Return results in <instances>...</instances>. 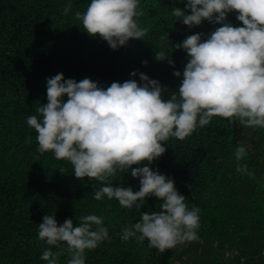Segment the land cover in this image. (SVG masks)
Wrapping results in <instances>:
<instances>
[{"label": "trees", "instance_id": "trees-1", "mask_svg": "<svg viewBox=\"0 0 264 264\" xmlns=\"http://www.w3.org/2000/svg\"><path fill=\"white\" fill-rule=\"evenodd\" d=\"M90 2L0 0V264H47L41 259L46 248L59 254L58 264H67L66 245L49 246L38 237L46 214L55 215L58 225L72 219L78 226L79 218L89 214L103 218L111 239L86 250V264H176L175 248L161 253L150 248L147 239H121L122 230L140 221L141 212L160 211L159 198H147L139 212L106 196L96 200L93 185H102L75 177L71 163L56 159L53 152H38L37 133L27 118L40 117L37 109L48 102L47 78L59 73L77 82L89 78L103 88L129 79L142 83L139 73H145L160 82L168 99L178 94L189 59L183 48L174 45L196 33L207 39L222 25L206 19L193 27L183 24L172 10L179 7L191 14L185 9L187 0H140L143 15L137 19L141 28L148 29L146 36L113 50L99 35L88 34L75 17ZM68 3L72 10L64 15ZM237 15L229 13L227 21L243 26ZM167 33L169 40L161 41ZM160 51L174 65L167 59L157 61L155 53ZM134 71L137 74L132 76ZM175 71L181 75L175 76ZM240 145L247 154L238 162L235 150ZM164 146L165 153L149 167L174 180L189 209L200 208V239L216 240L218 252L226 244L240 248V238L252 228L264 249V128L214 116L190 136L170 138ZM238 163L247 164L255 178L237 172ZM110 182L140 188L139 178L132 177L130 170L117 172ZM208 264L222 263L218 258Z\"/></svg>", "mask_w": 264, "mask_h": 264}, {"label": "clouds", "instance_id": "clouds-1", "mask_svg": "<svg viewBox=\"0 0 264 264\" xmlns=\"http://www.w3.org/2000/svg\"><path fill=\"white\" fill-rule=\"evenodd\" d=\"M139 4L140 0H91L87 10L77 11L75 17L88 34L99 35L116 50L130 39L146 36L148 29L141 28L137 19L143 15ZM185 9L191 14L174 7L172 15L189 27L205 19L222 26L207 39L196 33L174 45L189 57L178 94L165 99L160 82L145 73H139L142 83L129 79L112 82L107 88L89 78L77 82L59 73L47 78L48 102L37 109L40 117L27 118L37 133L38 152H53L56 159L71 163L75 177L102 185H93L96 200L106 196L121 207L134 206L138 212L149 197L162 201L160 211L141 212L140 221L124 228L121 236L123 241L147 239L148 246L161 253L200 239V208L189 209L174 180L149 167L165 153L164 143L170 138L185 139L214 116L264 128V0H187ZM71 10V3L66 4L64 15ZM233 11L243 26L227 21ZM160 39L169 40L168 33ZM155 59H167L174 65L164 51L156 52ZM173 74L181 75L179 71ZM246 154L243 145L237 146L238 162ZM129 170L132 177L139 178V190L110 182L117 172ZM236 171L255 178L247 164L238 163ZM42 221L39 239L49 246L66 245L67 264H86V250L111 239L103 218L95 214L80 217L78 226L72 219L58 225L55 215L48 214ZM58 256L46 248L41 259L58 264Z\"/></svg>", "mask_w": 264, "mask_h": 264}, {"label": "rangeland", "instance_id": "rangeland-1", "mask_svg": "<svg viewBox=\"0 0 264 264\" xmlns=\"http://www.w3.org/2000/svg\"><path fill=\"white\" fill-rule=\"evenodd\" d=\"M244 248L245 264H264V249L259 235L252 228L240 238ZM228 245V244H226ZM218 244L213 239H199L198 241L178 245L175 247L174 260L176 264H208L219 258Z\"/></svg>", "mask_w": 264, "mask_h": 264}, {"label": "built area", "instance_id": "built-area-1", "mask_svg": "<svg viewBox=\"0 0 264 264\" xmlns=\"http://www.w3.org/2000/svg\"><path fill=\"white\" fill-rule=\"evenodd\" d=\"M219 260L222 264H242L246 256L241 248L225 245L219 253Z\"/></svg>", "mask_w": 264, "mask_h": 264}, {"label": "crops", "instance_id": "crops-1", "mask_svg": "<svg viewBox=\"0 0 264 264\" xmlns=\"http://www.w3.org/2000/svg\"><path fill=\"white\" fill-rule=\"evenodd\" d=\"M241 248V250L243 251V253L245 254V250H244V248H242V246L240 247ZM263 253H264V251H263ZM247 259V258H246ZM246 263V260H245V262L243 263V264H245Z\"/></svg>", "mask_w": 264, "mask_h": 264}]
</instances>
